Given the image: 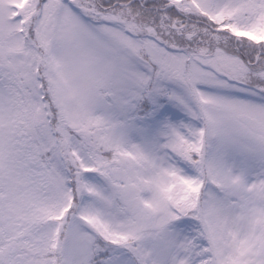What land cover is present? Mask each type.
Masks as SVG:
<instances>
[{
    "label": "snow or ice",
    "instance_id": "obj_1",
    "mask_svg": "<svg viewBox=\"0 0 264 264\" xmlns=\"http://www.w3.org/2000/svg\"><path fill=\"white\" fill-rule=\"evenodd\" d=\"M0 264H264V0H0Z\"/></svg>",
    "mask_w": 264,
    "mask_h": 264
}]
</instances>
